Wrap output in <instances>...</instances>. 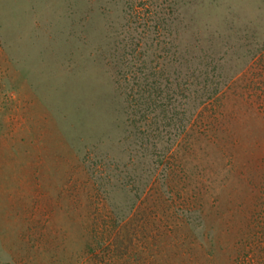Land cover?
<instances>
[{"label":"rangeland","instance_id":"1","mask_svg":"<svg viewBox=\"0 0 264 264\" xmlns=\"http://www.w3.org/2000/svg\"><path fill=\"white\" fill-rule=\"evenodd\" d=\"M0 264H264V0H0Z\"/></svg>","mask_w":264,"mask_h":264}]
</instances>
